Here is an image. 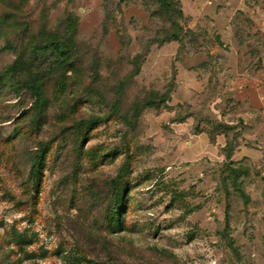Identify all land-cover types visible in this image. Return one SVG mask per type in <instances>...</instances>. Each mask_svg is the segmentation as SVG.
<instances>
[{
  "label": "rangeland",
  "instance_id": "374dc122",
  "mask_svg": "<svg viewBox=\"0 0 264 264\" xmlns=\"http://www.w3.org/2000/svg\"><path fill=\"white\" fill-rule=\"evenodd\" d=\"M179 1L192 33L165 42L157 0H0V242L27 234L38 264H69L62 251L91 264H264V114L235 88L246 68L264 70V32L237 8L264 0ZM71 16L79 76L33 53L43 33L65 40ZM122 169L124 229L112 233ZM2 251L0 264L24 257Z\"/></svg>",
  "mask_w": 264,
  "mask_h": 264
},
{
  "label": "trees",
  "instance_id": "16d2710c",
  "mask_svg": "<svg viewBox=\"0 0 264 264\" xmlns=\"http://www.w3.org/2000/svg\"><path fill=\"white\" fill-rule=\"evenodd\" d=\"M258 1V0H257ZM160 11L167 15L171 19V27H172V33L168 37L165 42H171V41H178L181 42L184 38L185 34L192 33L191 31L184 32L182 30V27L179 24V20L184 18V12L181 7V2L179 0H157ZM247 4H249L251 1L246 0ZM262 8L261 5L259 7ZM248 19V18H246ZM79 23L80 20L76 16H71L70 19H68V26L69 29L66 30V39L63 40L60 37L59 34H48L43 33V37L36 39V45L33 48V53L36 55V64L39 62H42V58H50L52 55L55 56L54 64H56L59 69H62V67H67L68 71L73 72L74 75L79 76L80 69L76 65V42L75 38L79 34ZM261 50H263L261 48ZM261 70V65H257L256 67L246 68L244 70V73L242 75H245L246 72L252 71V70ZM50 70V69H49ZM246 71V72H245ZM140 72V68H137L136 74L138 75ZM44 72H40L39 76H44ZM61 92H64L65 86L62 84L60 86ZM28 90L33 92L36 96V110H41L42 107L45 105L47 101L46 96V88L42 81H36V83L32 84L28 87ZM168 96L162 97V103H166L169 99ZM247 104V103H246ZM252 110L255 112L263 113L261 110H256L250 106ZM99 119H96L93 121V124L99 123ZM89 124L88 121L83 120L78 127L81 128V126H85ZM224 128H230L228 125H221ZM232 129V128H230ZM227 136V135H225ZM39 152L36 153V162L32 168V174L37 175L38 170L40 169L41 165L44 164L45 157H46V149L47 145L42 144L40 145ZM226 153L228 155V158H230L233 154V145L227 143L226 145ZM127 172H123V169L121 171V175L118 176L114 180L115 188L118 190L115 194V204L113 206V211L111 212V219L109 222V226L112 229V233H119L123 231L124 229V217L121 214V212L125 209L124 206V198L126 197V188L122 186V179L123 175H125ZM237 173V172H235ZM34 240L29 237L27 234L19 233L17 231H13L12 236L3 239L0 242V250L2 251V256L5 258V260L10 262L11 256L14 255L15 257L18 256V252L24 254L23 258H17L14 262H11L12 264H21L23 260L26 261H34V264H38L36 262L37 256L34 252H29L26 250L28 246L34 245ZM233 249H235L234 246H232ZM14 249V250H13ZM18 249V250H17ZM17 250V251H16ZM62 254H64L65 258L69 261V264H91V260L88 258L87 253H76V252H69L68 254H65L66 252L62 251ZM6 255V257H5ZM43 258V257H42ZM40 258V259H42ZM8 259V260H7Z\"/></svg>",
  "mask_w": 264,
  "mask_h": 264
},
{
  "label": "crops",
  "instance_id": "0c3cea01",
  "mask_svg": "<svg viewBox=\"0 0 264 264\" xmlns=\"http://www.w3.org/2000/svg\"><path fill=\"white\" fill-rule=\"evenodd\" d=\"M208 4L212 5L213 1L209 0ZM237 9L243 11L248 17L252 18L258 29L264 32L263 9H252L247 6L244 1L239 3ZM235 85L237 90L236 98L238 100L246 102L256 110H264V70H248L241 79L236 81Z\"/></svg>",
  "mask_w": 264,
  "mask_h": 264
}]
</instances>
